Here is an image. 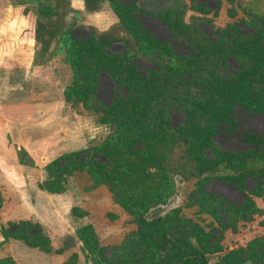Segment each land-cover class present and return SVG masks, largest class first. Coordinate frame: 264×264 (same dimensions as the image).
Wrapping results in <instances>:
<instances>
[{
    "label": "rangeland",
    "instance_id": "1",
    "mask_svg": "<svg viewBox=\"0 0 264 264\" xmlns=\"http://www.w3.org/2000/svg\"><path fill=\"white\" fill-rule=\"evenodd\" d=\"M114 1L120 3H115L119 9L125 5L136 14L143 27L171 51L193 58H198L201 46L214 41L232 45L235 36L247 42L251 39L248 34L264 27V0ZM70 4L71 0L69 4L0 0V260L92 264L76 235V229L87 223L93 224L110 260L135 251L138 227L131 215L114 201L107 186H95L86 170L66 176L64 192L41 188L52 160L83 150L92 157L93 149L109 134L117 130L120 135L123 128L113 123L115 114L110 107L123 110L135 100L139 101L135 113L144 108L149 119L146 142L157 134L154 118L166 127L161 144H149L156 153L183 167V173L196 161L206 167L204 173L190 177L176 174L172 193L148 208L147 220L162 217L168 233L175 236L193 232L199 244L195 237L191 240L206 252L208 264H264V182L257 175L262 163L252 158L238 160L246 147L243 132L264 136V110L257 107L264 94L255 85L248 86L257 74L251 77L252 73L264 71V49L255 45L243 57L229 50L220 66L208 65L210 74L197 77L200 83H182L178 74L165 70L155 54L140 53L134 59L124 55L123 39L129 35L111 0H100L94 11H88L84 3L83 14ZM54 6L65 14L63 22L53 16ZM24 7L35 19L56 21L53 35L41 34L37 40L34 27L23 17ZM20 17L26 22L22 35L35 41L30 63L23 51L4 55L18 42L6 40L9 22L11 26ZM62 31L85 43L83 50L76 48L81 56L71 48L69 38L61 36ZM104 32L116 39L106 48L111 56L108 61L91 53L93 38ZM241 70L246 74L240 83L228 88L220 83L224 90H215L219 83H211L212 74L233 80ZM86 90L95 92L100 101L96 107L82 96ZM20 157L32 163H24ZM22 221L31 224V231L36 230L35 223L42 227L50 241L48 251L29 247L19 239H4V231ZM159 227L153 223L140 230L155 234Z\"/></svg>",
    "mask_w": 264,
    "mask_h": 264
},
{
    "label": "trees",
    "instance_id": "2",
    "mask_svg": "<svg viewBox=\"0 0 264 264\" xmlns=\"http://www.w3.org/2000/svg\"><path fill=\"white\" fill-rule=\"evenodd\" d=\"M61 1L66 4L70 2V0ZM99 1L84 0L86 9L88 11L96 10ZM111 1L114 11L119 17L120 24L124 26L129 35L128 39H123L122 49L124 55L128 59H134L140 53L155 54L159 57L165 70L178 74L184 80L182 83H200L201 81L197 77L210 74V70L207 71L208 65L211 67L220 66L223 63L224 54L229 50L236 56L243 57V52L255 45L259 46L261 50L264 49V27H262L248 34L251 39L247 42H242V40H239L240 37L235 36L232 38L234 43L228 46L215 41L209 43L208 47H202L195 43L197 47L201 46L202 50L198 53L200 54L198 58H193V55H191L192 57L183 56L171 51L167 43L160 42L155 38L143 27L142 21L136 14L125 9V5H122V9H119L115 3L117 5H120V3L114 0ZM57 8L53 7V16H56L58 22H63L65 14ZM24 12L23 17L30 28L33 29L34 27L37 40L43 34L53 35L56 21L50 19L47 22H42L35 19L26 7H24ZM125 20H128V23ZM174 26L178 27L176 23H174ZM61 36L69 38L71 48L79 56L82 55V51L78 52L76 48L79 46L83 50L85 47L84 42L80 43L79 38L67 31H62ZM93 39L95 41L91 49L92 56L96 59L111 60V56H109L106 49L116 40L111 33L104 32ZM65 53L68 54L67 49ZM245 74L246 70H241L233 80L212 74L210 79L211 83H219L214 87L217 92H222L224 85L228 88L240 83ZM254 74L256 76L251 80L254 83H248V86L255 85L264 94V71L254 72L251 77H254ZM156 80L159 81V79ZM147 81L153 83L151 79ZM166 82L168 81H163V83ZM82 96L88 103L94 104V107L100 103L92 90L84 91ZM138 102L135 100L129 101V105L125 106L123 110H120L122 107L119 106L110 107V110L115 114L112 119L113 123L116 127L123 128L120 135H117V130L114 131V134H109L100 145L93 149L94 154L92 157H89L90 152L83 150L63 154L52 160L46 166L48 179L41 183V188L53 193L64 192V178L71 176L75 171L86 170L93 179L94 185L104 184L107 186L114 201L131 215L133 222L138 227V247L119 260H110L105 255L93 224L87 223L76 229V235L82 241L83 249L92 259V264H208L209 259L206 252L191 240L192 237H195L199 244V240L193 232L190 231L175 236L168 233L169 227L163 225L162 221L164 219L162 217L147 220L145 216L148 208L154 202H163L172 193L173 177L180 172L183 173L184 168L173 164L171 159L163 153H156L154 146L149 145L151 142L159 144L162 142L166 127L161 119L154 118L157 134H155L154 139L145 141V137L148 136L147 121L149 119L144 108L135 113ZM257 107L264 110V100ZM127 121H130V127L126 124ZM151 125H154L153 121ZM195 132L197 133V131ZM208 136L209 132L207 131ZM241 139L246 143V147L241 151L238 160H243V162L249 158L259 160L262 166L257 170V175L264 182V136L261 133L243 132ZM146 150L150 152V155L146 156L144 154ZM247 152L248 155H246ZM101 155L106 157L105 161L97 160V157ZM20 159L24 162L23 158L20 157ZM28 162L32 163V160H26L24 163ZM205 170L204 163L196 161L183 174L185 177H190L204 173ZM246 170L252 172L250 169ZM148 195L151 197H148ZM1 206L2 197L0 193V208ZM153 223L154 225L160 224L155 234L144 233L140 230L141 227H148ZM168 223H171V221ZM28 226H31L28 221L15 224L13 228L4 231L3 237L4 239H19L29 247L48 251L50 241L43 232L42 227L35 223L33 226L36 230L31 231ZM0 264H13V261L10 257H7L0 260Z\"/></svg>",
    "mask_w": 264,
    "mask_h": 264
},
{
    "label": "crops",
    "instance_id": "3",
    "mask_svg": "<svg viewBox=\"0 0 264 264\" xmlns=\"http://www.w3.org/2000/svg\"><path fill=\"white\" fill-rule=\"evenodd\" d=\"M70 6L74 10H77L81 12V14H83L84 3L82 0H71ZM25 28H26V22L22 17H20L16 21V23H14L11 26L9 22L10 35L6 40L15 41V42L18 41V42H16L17 43L16 46L10 48L9 50H6L4 52V55L13 56V54H17L18 52L23 51L22 56L25 58L26 63H30L34 51L33 44L35 41L33 38L22 35V31L25 30Z\"/></svg>",
    "mask_w": 264,
    "mask_h": 264
}]
</instances>
